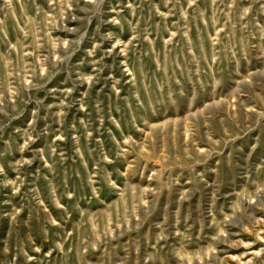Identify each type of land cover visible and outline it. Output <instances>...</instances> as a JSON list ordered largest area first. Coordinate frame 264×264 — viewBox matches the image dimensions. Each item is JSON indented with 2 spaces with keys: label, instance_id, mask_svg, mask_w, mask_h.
<instances>
[{
  "label": "rangeland",
  "instance_id": "obj_1",
  "mask_svg": "<svg viewBox=\"0 0 264 264\" xmlns=\"http://www.w3.org/2000/svg\"><path fill=\"white\" fill-rule=\"evenodd\" d=\"M0 264H264V0H0Z\"/></svg>",
  "mask_w": 264,
  "mask_h": 264
}]
</instances>
